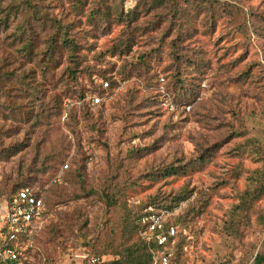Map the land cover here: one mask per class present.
Instances as JSON below:
<instances>
[{"label": "rangeland", "instance_id": "rangeland-1", "mask_svg": "<svg viewBox=\"0 0 264 264\" xmlns=\"http://www.w3.org/2000/svg\"><path fill=\"white\" fill-rule=\"evenodd\" d=\"M24 184L46 224L1 240L26 264L152 260L151 212L177 264H255L264 0H0V225Z\"/></svg>", "mask_w": 264, "mask_h": 264}, {"label": "built area", "instance_id": "built-area-1", "mask_svg": "<svg viewBox=\"0 0 264 264\" xmlns=\"http://www.w3.org/2000/svg\"><path fill=\"white\" fill-rule=\"evenodd\" d=\"M104 85H107L104 82ZM100 97L91 96L90 104L96 105ZM67 167V165H65ZM52 182H60L55 176ZM46 206L44 191H36L32 186L26 185L18 189L5 201L4 212L1 218L0 239L13 241L20 236H31L42 227ZM141 234L149 241L155 242L154 260L157 264H176L171 261L168 246L176 236L173 227L163 229L162 218L158 213H148L141 227ZM0 264H26L16 247L2 245L0 247Z\"/></svg>", "mask_w": 264, "mask_h": 264}, {"label": "trees", "instance_id": "trees-1", "mask_svg": "<svg viewBox=\"0 0 264 264\" xmlns=\"http://www.w3.org/2000/svg\"><path fill=\"white\" fill-rule=\"evenodd\" d=\"M107 83V82H106ZM95 96H97V95H95ZM100 103V102H99ZM97 105V104H96ZM67 165V164H66ZM68 166V165H67ZM55 177V176H54ZM53 177V178H54ZM52 178V179H53ZM52 179H51V182H52ZM54 183V182H53ZM26 185H30V184H24V185H22V186H20L19 188H17L15 191H17L18 189H20V188H22L23 186H26ZM30 186H32V185H30ZM33 187V186H32ZM33 189L35 190V188L33 187ZM14 191V192H15ZM36 191H38V190H36ZM13 192V193H14ZM44 203H45V206H47V204H46V202H45V193H44ZM47 209H48V206L46 207V210H45V214H44V220H43V224H42V227L46 224V221H47ZM143 224H144V222H143ZM142 224V225H143ZM41 227V228H42ZM142 227V226H141ZM41 230V229H40ZM144 240H145V243L146 244H149V245H152V246H154L155 247V250L157 249V246H156V244H155V242H149L147 239H145L144 238ZM2 245H11L9 242H7V241H2L1 239H0V247L2 246ZM154 255H155V251H152V260L150 259V256H149V258L148 259H143L142 258V256H140L139 254H135L134 252H129L128 254H127V256L124 258V259H121V260H119V259H117L115 262H114V264H148V262L150 261L151 262V264H157L156 262H155V260H154ZM171 261L172 262H175V260L172 258V256H171ZM254 261H255V264H262L263 262H264V252L263 253H260V254H257L256 256H255V259H254ZM176 263V262H175ZM177 264V263H176Z\"/></svg>", "mask_w": 264, "mask_h": 264}]
</instances>
